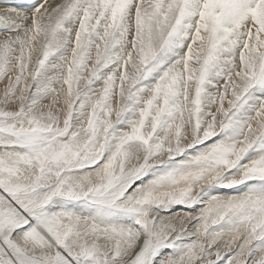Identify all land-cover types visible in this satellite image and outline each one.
<instances>
[{
  "label": "snow or ice",
  "instance_id": "obj_1",
  "mask_svg": "<svg viewBox=\"0 0 264 264\" xmlns=\"http://www.w3.org/2000/svg\"><path fill=\"white\" fill-rule=\"evenodd\" d=\"M0 264H264V0L5 3Z\"/></svg>",
  "mask_w": 264,
  "mask_h": 264
},
{
  "label": "bare ground",
  "instance_id": "obj_2",
  "mask_svg": "<svg viewBox=\"0 0 264 264\" xmlns=\"http://www.w3.org/2000/svg\"><path fill=\"white\" fill-rule=\"evenodd\" d=\"M28 2H30V0H0V5L4 6L5 3L26 4Z\"/></svg>",
  "mask_w": 264,
  "mask_h": 264
},
{
  "label": "rangeland",
  "instance_id": "obj_3",
  "mask_svg": "<svg viewBox=\"0 0 264 264\" xmlns=\"http://www.w3.org/2000/svg\"><path fill=\"white\" fill-rule=\"evenodd\" d=\"M3 9V6L0 5V10Z\"/></svg>",
  "mask_w": 264,
  "mask_h": 264
}]
</instances>
